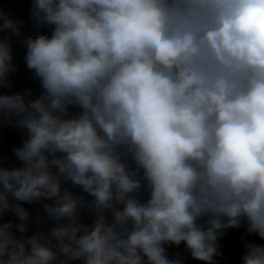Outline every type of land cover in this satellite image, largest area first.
I'll use <instances>...</instances> for the list:
<instances>
[{"label":"clouds","instance_id":"clouds-1","mask_svg":"<svg viewBox=\"0 0 264 264\" xmlns=\"http://www.w3.org/2000/svg\"><path fill=\"white\" fill-rule=\"evenodd\" d=\"M28 12L0 0V264H264V0Z\"/></svg>","mask_w":264,"mask_h":264},{"label":"water","instance_id":"water-1","mask_svg":"<svg viewBox=\"0 0 264 264\" xmlns=\"http://www.w3.org/2000/svg\"><path fill=\"white\" fill-rule=\"evenodd\" d=\"M3 3L5 10L10 11L14 18L28 21L30 0H3ZM22 31H24L26 35L32 33L31 25L28 24V26L23 28ZM13 39L18 40V38L15 37H13ZM23 55L24 49L21 48L17 43L14 47V62L17 64L18 72L13 74L11 77L13 80V88L10 91H20L24 87H32L34 89H37L38 87L36 82L30 80L31 73L27 70L26 65L24 64ZM19 143L20 140L17 131L5 128L2 141H0V152H2L4 155L10 156L11 148L13 146H19ZM236 235L238 234H230L229 237L224 241L227 251L230 254H233V256L238 250L234 243ZM193 264H195V262H193Z\"/></svg>","mask_w":264,"mask_h":264}]
</instances>
